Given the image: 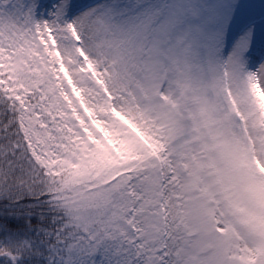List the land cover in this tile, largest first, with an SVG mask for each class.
Instances as JSON below:
<instances>
[{
    "label": "snow or ice",
    "instance_id": "1",
    "mask_svg": "<svg viewBox=\"0 0 264 264\" xmlns=\"http://www.w3.org/2000/svg\"><path fill=\"white\" fill-rule=\"evenodd\" d=\"M0 264H264V12L0 0Z\"/></svg>",
    "mask_w": 264,
    "mask_h": 264
},
{
    "label": "rangeland",
    "instance_id": "2",
    "mask_svg": "<svg viewBox=\"0 0 264 264\" xmlns=\"http://www.w3.org/2000/svg\"><path fill=\"white\" fill-rule=\"evenodd\" d=\"M83 3H90L91 0H82ZM247 6L259 15L261 12H264V0H247ZM238 35V32H234V36ZM260 55L259 51L256 53Z\"/></svg>",
    "mask_w": 264,
    "mask_h": 264
}]
</instances>
